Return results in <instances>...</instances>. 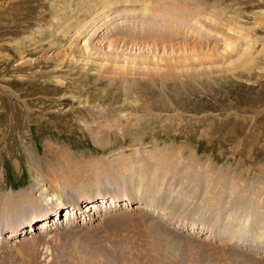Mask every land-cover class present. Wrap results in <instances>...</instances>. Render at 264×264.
Returning a JSON list of instances; mask_svg holds the SVG:
<instances>
[{"label":"rangeland","instance_id":"374dc122","mask_svg":"<svg viewBox=\"0 0 264 264\" xmlns=\"http://www.w3.org/2000/svg\"><path fill=\"white\" fill-rule=\"evenodd\" d=\"M54 181L0 264H264V0H0V202Z\"/></svg>","mask_w":264,"mask_h":264},{"label":"bare ground","instance_id":"6f19581e","mask_svg":"<svg viewBox=\"0 0 264 264\" xmlns=\"http://www.w3.org/2000/svg\"><path fill=\"white\" fill-rule=\"evenodd\" d=\"M146 2V1H145ZM146 7V8H145ZM143 9H149L150 7L146 4V3H144V5H143V7H142ZM154 9V8H153ZM151 10V9H150ZM142 11V10H141ZM151 12V11H150ZM150 12L148 13V12H146V11H144L143 12V14H144V16H142L141 18H145L146 16H151V15H153V14H151V15H149L150 14ZM140 16V15H139ZM154 16V15H153ZM152 18V17H151ZM142 21H143V19H141ZM145 21L144 22H146V19H144ZM147 23V22H146ZM148 25H150V23H148ZM151 27H153V24L152 25H150ZM166 164V163H165ZM149 165V164H148ZM168 168V167H167ZM169 169V168H168ZM167 170V169H166ZM169 171V170H168ZM165 172V171H164ZM166 173V172H165ZM61 177L59 178L60 180H63V182H65L66 180H65V178H64V175H62V173L61 174H59ZM93 175V174H92ZM78 176V175H77ZM85 177H87V176H85ZM96 177V176H95ZM74 178V177H73ZM78 178V180H81L82 179V177H77ZM48 181H49V179H48ZM72 181V180H71ZM57 183H59V182H52V183H49L48 184V186L45 184V187H43V185H41V186H38V188L36 187V186H34L33 188H34V196H36V200H35V198H32V200H31V198L29 197L28 198V201H27V198H26V196H22V202H17L16 201V199H15V196L16 195H8V198H10V200H7L6 199V201H10V203L8 204V203H5L4 202V199L3 200H1L2 202H0V215H2V214H6L7 213V216L6 217H4V218H1L0 219V227H2V224H5V222H10L11 220H12V222L10 223V226L11 227H13V228H15V229H13L12 230V232L10 233V235H9V238L11 239V240H13V239H15V238H18L19 239V237H21L20 235H19V233H21V231L18 229V227L17 226H19L18 224H21V223H23L24 222V219L25 220H28V225L29 226H32V225H30L31 223H34V225H35V221L33 222L32 220H33V218H35L34 216H35V211H36V209H40V210H43L44 208H45V213L43 214V216H45L46 215V213L47 212H49V210L51 209V206H49V204H48V197L46 196V198H45V192L46 193H48L49 195H51L52 197H54V199H57L63 192H64V189L62 190L61 189V185L63 186V183L61 182V185H59V184H57ZM142 183V182H141ZM67 184V183H66ZM76 186V187H75ZM90 186V185H89ZM56 187H60V188H56ZM153 187V186H152ZM71 188L73 189V190H71L70 192H67L66 193V197H65V199L66 200H68V199H71L70 200V204H69V206H70V209H69V206H67L66 207V209L62 212V210H63V208H59L58 209V211H61L62 213H64V214H66V212L68 211V209H69V211L70 212H72L73 211V214L74 215H76V218L78 217V213L80 214V212H79V209H81V207H82V205H83V202L81 201V199H80V197H79V194L80 193H83L84 195H90L91 197H93V198H95V196L96 197H98V199H94V200H92V201H88L89 203H86L85 204V206H87V209H89L88 211H87V213H88V216H90L91 218H94L97 214H100V205L101 204H99V203H101L102 201H103V203L106 205V204H114V207L116 206L115 205V202H118V200H119V197H118V195H117V192L118 191H116V190H114V191H102V192H96V193H93V192H91V193H87L89 190H91L92 188H80V186L78 185V183H77V185H73V187L71 186ZM151 188V187H150ZM67 190V189H66ZM106 190V189H105ZM124 190V189H123ZM143 190H144V194H146V190H148V188H146V187H144L143 188ZM152 190H155L154 188H152ZM161 190L163 191V190H165V187L164 188H161ZM160 190H155L154 192L157 194V192H159ZM38 192V195L36 194L35 195V193H37ZM138 192H139V190H138ZM74 193H76V194H74ZM128 194H129V196H127V198H125V200L124 201H126V203L127 204H129V205H133V203H132V199L134 198H136V203H138V202H141V203H143L142 201H140V200H137V199H145L143 196V194H142V190H140V195H139V197H136V196H134L133 194H132V192H131V190H130V188H128V192H127ZM148 193H149V191H148ZM159 194V193H158ZM95 195V196H94ZM143 195V196H142ZM158 196V195H157ZM160 197V196H159ZM40 198H43L44 200V202H46V203H42V202H40ZM39 199V200H38ZM27 201V205L29 206L28 208L27 207H25V206H23L24 205V203ZM40 202V203H39ZM56 202V201H55ZM59 203L58 202H56L55 203V211L57 210V205H58ZM31 207H33L32 208V210L31 211H29V209H31ZM136 207H138V208H141L142 206H140V205H138V206H136ZM71 208H72V210H71ZM93 208V209H92ZM143 208V207H142ZM8 209H12L11 210V212L8 210ZM54 209V208H53ZM92 209V210H91ZM6 211V213H5V211ZM112 210V209H111ZM10 212V213H9ZM25 212H26V215H25ZM103 214H106L107 212H105V211H101ZM69 213V212H68ZM83 213V212H82ZM73 214L66 220V221H68L69 220V224L67 225V227L68 228H70V227H72V226H74V222L72 223V221L74 220V216H73ZM15 215H17V219H13V217L15 216ZM5 216V215H4ZM53 216H54V214H53ZM68 215L66 214L64 217H67ZM98 216V215H97ZM1 217V216H0ZM16 217V216H15ZM60 216H54V221H56L58 218H59ZM86 217V216H85ZM89 218V217H88ZM153 218V217H152ZM43 220V217H41L40 219H38V221H42ZM258 219V218H257ZM48 220H49V218H48ZM158 220H160L159 218H158ZM162 220V219H161ZM163 220H165V219H163ZM162 220V221H163ZM46 221V220H45ZM248 221V220H247ZM262 221V220H261ZM39 222V223H40ZM174 223V222H173ZM240 223V222H239ZM253 223H259V222H253ZM263 223V222H262ZM247 224V223H246ZM17 225V226H16ZM42 226H43V224L40 226V228H42ZM47 225H45L44 227H46ZM176 228H183V227H181V223H179L178 224V226L176 225L175 226ZM238 227H239V225H238ZM242 227H243V225H242ZM258 227H261L260 225H258ZM39 228V227H38ZM262 228V227H261ZM35 228H34V226H32L30 229H28L27 230V228L24 226V228L22 227V232H24V234L26 235V233L27 232H35V230H34ZM155 229V228H154ZM245 229V228H244ZM238 230L239 229H235V235H238ZM151 231V230H150ZM161 231H165V230H162V229H156L152 234H154L157 238H159V239H161V240H163L161 237H164L165 238V243L167 244V246H169L168 244V241L167 240H169L168 239V237H167V235H166V233L164 234V233H162ZM234 231V230H233ZM254 231V230H253ZM169 232V231H168ZM245 232V231H244ZM242 233V232H241ZM32 234V233H31ZM228 234H230L229 232H227V237H228ZM258 234V233H257ZM4 235H5V233H4ZM225 235V234H224ZM232 235V234H231ZM231 235H229V236H231ZM246 235V234H245ZM260 235V234H259ZM226 237V238H227ZM238 237V236H237ZM246 237V236H245ZM255 237H257V236H255ZM259 237V236H258ZM170 238V237H169ZM232 238V237H231ZM233 239V238H232ZM253 239H255V238H253ZM260 239V238H259ZM258 239V240H259ZM234 241V240H233ZM241 241V237H240V235H239V239L238 240H236L235 239V241L234 242H240ZM254 241H256V240H254ZM252 250V249H251Z\"/></svg>","mask_w":264,"mask_h":264}]
</instances>
